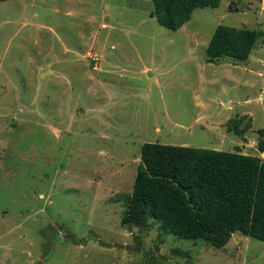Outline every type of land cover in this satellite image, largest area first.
Segmentation results:
<instances>
[{
	"label": "rangeland",
	"instance_id": "obj_1",
	"mask_svg": "<svg viewBox=\"0 0 264 264\" xmlns=\"http://www.w3.org/2000/svg\"><path fill=\"white\" fill-rule=\"evenodd\" d=\"M152 11L0 0V264H264L239 232L216 249L121 226L144 143L264 161V0L196 9L177 31ZM218 26L259 33L245 62H206Z\"/></svg>",
	"mask_w": 264,
	"mask_h": 264
},
{
	"label": "trees",
	"instance_id": "obj_2",
	"mask_svg": "<svg viewBox=\"0 0 264 264\" xmlns=\"http://www.w3.org/2000/svg\"><path fill=\"white\" fill-rule=\"evenodd\" d=\"M221 1L151 0V17L177 31L194 10L213 9ZM258 37L255 31L218 26L206 48V62L224 57L245 62ZM258 134L257 150L264 154V129ZM153 225L164 234L216 249L235 232L264 241V161L239 152L144 143L121 226Z\"/></svg>",
	"mask_w": 264,
	"mask_h": 264
},
{
	"label": "built area",
	"instance_id": "obj_3",
	"mask_svg": "<svg viewBox=\"0 0 264 264\" xmlns=\"http://www.w3.org/2000/svg\"><path fill=\"white\" fill-rule=\"evenodd\" d=\"M91 60H92V59H91ZM96 60L98 61L99 59H97V58H96V55H95V57H94L93 60H92V63H94L93 61H96Z\"/></svg>",
	"mask_w": 264,
	"mask_h": 264
}]
</instances>
